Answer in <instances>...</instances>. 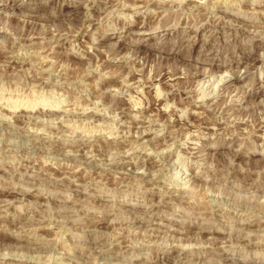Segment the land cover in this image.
<instances>
[{"label":"rangeland","instance_id":"374dc122","mask_svg":"<svg viewBox=\"0 0 264 264\" xmlns=\"http://www.w3.org/2000/svg\"><path fill=\"white\" fill-rule=\"evenodd\" d=\"M0 264H264V0H0Z\"/></svg>","mask_w":264,"mask_h":264},{"label":"bare ground","instance_id":"6f19581e","mask_svg":"<svg viewBox=\"0 0 264 264\" xmlns=\"http://www.w3.org/2000/svg\"><path fill=\"white\" fill-rule=\"evenodd\" d=\"M221 78V77H220Z\"/></svg>","mask_w":264,"mask_h":264}]
</instances>
